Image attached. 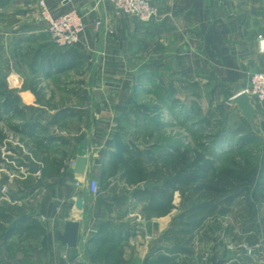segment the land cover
<instances>
[{
	"label": "crops",
	"instance_id": "0c3cea01",
	"mask_svg": "<svg viewBox=\"0 0 264 264\" xmlns=\"http://www.w3.org/2000/svg\"><path fill=\"white\" fill-rule=\"evenodd\" d=\"M232 1L155 0L158 14L152 20L142 22L118 12L109 2L46 0L54 15L72 9L83 15L85 30L74 46L83 57L80 63L73 66L88 67L85 77L88 84L80 93L85 99L82 105L70 102L46 109L53 115L61 109H70L65 117L56 120L52 117L50 126L53 128L52 125H55L54 132L48 133L45 125L33 135L28 134L31 137L29 140L40 146L36 145L38 151L50 154V158L44 160L30 153L24 162L13 165L20 169L22 179L32 174L36 178L34 184L15 186L17 175L13 168L11 171L0 168V174L6 178V182L1 181L4 188L0 191V264H88L83 254L95 253V236L101 230H113L117 234L120 252L117 259L99 264H160L163 261L160 257L171 256L166 232L180 212L181 198L177 197L171 209L159 214L145 210V201L135 194L150 178L139 185L140 182L129 183L117 173L110 175L107 183L103 181L107 175L104 170L110 168L119 141L127 142L131 147L138 145L128 139L121 123L123 115L133 109L129 104L137 89L133 86L132 69L127 60L143 57L148 51V65L151 67L148 77L160 92L158 87H165L162 94L168 102L181 97L180 92L185 96L189 94L191 84L211 79L218 81L219 89H223L224 84L225 94L231 90L229 99H232L247 86L242 83L249 80L248 75L254 68L264 70V49L259 44V37L264 39V10L259 13L260 16L254 15L252 10L233 11ZM38 3L39 0H0V14L7 12L26 20L15 27L7 25L2 29L11 34V43L17 41H14L15 38L26 41L28 34H41L39 30L43 27L29 23L31 18L38 16ZM253 16L261 19V26L258 27L261 32L253 30ZM98 17L102 19L101 26L96 25ZM255 24L260 22L256 20ZM18 33L21 36H17ZM38 39L42 42L46 37L39 36ZM38 45L36 49L46 46ZM57 50L59 54L53 58L55 64L60 62L62 55V51ZM42 70L48 73L46 66H42ZM119 72L125 75L117 77ZM19 77L15 73L9 75L8 86L14 88ZM75 83L76 80H73L74 97L78 95ZM21 92L23 104H34L36 98L32 91ZM233 106L237 105L233 103ZM183 107L181 105L180 109ZM184 111L189 113L193 110L190 107L184 108ZM63 119L67 121L65 127L60 125ZM74 120L80 121L75 127ZM117 133L120 140H117ZM155 143L151 142L148 146L152 147ZM81 155L87 157L88 171H70L69 167ZM123 157L127 158L128 154ZM9 160L7 158L13 164L17 161L15 157ZM29 163L36 165L38 172H34ZM93 179L100 184V191L96 194L90 191ZM78 197L83 198L81 209L76 206ZM68 219L77 220L80 224L75 247L61 242ZM251 231L252 227L247 225L243 231V234L246 232V239L251 238ZM248 244V240L242 243ZM253 249L256 251V248ZM235 250L236 253L232 251L228 261L222 259L223 264L238 259L241 251ZM253 252L247 262L256 259ZM180 256L188 258L189 254L181 253ZM92 261H95L94 264L98 262Z\"/></svg>",
	"mask_w": 264,
	"mask_h": 264
},
{
	"label": "rangeland",
	"instance_id": "374dc122",
	"mask_svg": "<svg viewBox=\"0 0 264 264\" xmlns=\"http://www.w3.org/2000/svg\"><path fill=\"white\" fill-rule=\"evenodd\" d=\"M232 7L233 11L235 9L239 12L252 10L254 15L260 16L259 13L264 10V0H233ZM24 20L15 15L11 16L7 12L0 14V76L6 81L13 73L20 76L19 82H15L14 88L8 86V90L14 89V95L19 96L18 101L21 106L28 105L23 104L20 96L22 90L32 91L36 98L33 100L34 104H29L32 109L26 108L24 113H18L15 110L5 113L3 103L7 90L0 93V168H5L8 171L12 170L11 167L13 168L17 175L15 186L25 184L30 186L36 182V178L31 174L28 178L22 179L20 169L13 165L17 166L21 161L24 162L30 153H33L38 159L48 160L50 158V154L46 155L44 151H38L37 142L29 140V138L31 139L28 136L30 128H25L26 121L28 119L31 122L40 121V125L47 126L48 133L54 132L55 125H52L53 128L50 126L53 123L51 122L53 114H50L46 109L57 108L70 102L82 105L85 99L80 93L87 83L85 77L87 76L86 68H88L85 65L74 68L72 64H67L58 70L44 72L41 66L43 57L54 54L57 49L62 51L65 48L55 44L47 24L39 20V9L37 18H31L29 23L32 26L43 27L39 30L41 34H28V41L27 39L18 41L15 38L14 41H17L12 44L11 34H7L2 29L7 25L8 27L20 25ZM256 20L260 24H255ZM252 21L253 30L258 29L261 32V29L258 28L261 26V19L256 16L252 18ZM17 36H21V34L18 33ZM39 36H45L46 40L39 41ZM38 42L46 46L36 49L39 46ZM259 44L264 49V39L259 37ZM148 57L149 53L146 51L143 57L136 59L131 57L127 60L132 69L130 76L135 83L133 86L137 89H135L131 104H129L133 109L123 115L121 123L128 134H126L128 139H132L131 142L138 144L133 147L143 151L149 147L148 144L151 142H156L158 145L174 143L181 145L185 151L188 150L191 154V161L193 158H199L198 164H213L215 168L207 173L209 176H213L215 173V176L228 175L231 173V169H237L239 165L246 166L247 161L252 162L253 165L264 166V101L259 102L253 98L256 109L259 110V112L257 110L256 120L253 124L247 122L240 114L239 106H233L232 99H229V94H232L231 90H227L228 93L225 94L223 92L224 84L221 83L223 89H219V83L214 79L200 82L201 84H191L189 94L185 96L183 92H180L181 97L168 102L166 96L162 94L165 87L159 86L160 92L155 88L156 84L153 80L148 77V74L151 73L149 72L151 67L148 65L150 62ZM84 61H86L85 58ZM142 71L146 73L140 74ZM258 71L264 70L254 68L253 72L248 75L249 80L242 84L250 85L252 74ZM120 75L124 76L125 73H117V77ZM73 80H76L75 86L78 87L77 97L73 95ZM194 102H197V106L200 107V114H196L195 111L185 112L184 108L192 107ZM181 105L184 106L183 109H180ZM74 121L76 124L73 123V127L80 122L79 120ZM60 125L67 126V121L65 122L63 119ZM240 125L245 126V132H237ZM251 131L256 136L243 144L242 135H247ZM11 157L16 158L15 164L7 161V158L11 160ZM5 179L4 175L0 174V182H6ZM103 179L104 183H107L110 175H106ZM143 181L144 179L141 178L136 183L140 182L138 184L141 185ZM261 181L264 183V169L261 171ZM192 188L193 184L189 186L186 195H189ZM246 195L248 194H241L235 198L230 212L209 217L204 227L196 231L195 239L191 245L193 252H196L194 255L191 253L188 258L184 256L182 259L180 255L176 257L175 254H171L176 257L174 261H162L160 264H214L213 260L220 259L226 262L232 255V251L236 253L235 249L241 251L238 259L234 261L236 264H245L247 256L251 255L252 250L254 258L263 257L264 259V188L258 190L250 199H247ZM177 197L181 198L178 207L181 210L183 196L179 190L174 193L173 204ZM207 197L208 194H204V198ZM250 203H253L254 206ZM254 216L258 221L259 230L253 227L249 234L251 238L246 239V232L243 234V231L248 224L250 225ZM257 238L259 243L252 244V240ZM246 240L249 244L242 245ZM253 248H256V251ZM83 255L88 264H94L95 261L90 259L87 252H84ZM96 262L99 264L101 258Z\"/></svg>",
	"mask_w": 264,
	"mask_h": 264
},
{
	"label": "trees",
	"instance_id": "16d2710c",
	"mask_svg": "<svg viewBox=\"0 0 264 264\" xmlns=\"http://www.w3.org/2000/svg\"><path fill=\"white\" fill-rule=\"evenodd\" d=\"M59 54L58 50L54 54L43 57L41 66H46L47 72L58 70L67 64H78L81 62L83 55L76 48L68 47L62 50L61 60L56 64L53 58ZM45 61V62H44ZM45 63V65H44ZM7 90V92H6ZM6 92L4 99V112L15 110L18 113H24L26 108L32 109L30 105L21 106L19 96L14 95V91L8 90L7 81L0 76V93ZM192 110L196 114H200L201 109L194 102ZM69 108H64L56 112L54 120L65 117ZM74 113V109H73ZM30 120V119H28ZM26 121L25 128H30L28 134L33 135L40 127V121ZM245 126L240 125L237 132H245ZM256 136L252 131L247 135H242V143L250 141ZM120 134L117 133V140H120ZM117 147V154H113L111 166L104 170L107 175L120 173L121 178H125L129 183H136L141 178L146 180L150 178L153 181H162L160 186L153 188L140 187L135 191L139 199L145 201V210L154 211L156 213H165L171 209L174 193L179 190L182 193L183 200L181 202V210L173 219L166 236L170 241L169 252L171 254L180 255L181 253H193L192 242L195 239L196 231L204 227L209 217L216 215H224L232 209V202L241 194L246 195L250 199L252 195L264 188L261 181V171L264 166L260 164L253 165L247 161V165H239L237 169L232 170L228 175H207L208 172L214 170L212 163L198 164L199 158H193L188 150H184L181 145L168 144L158 145L155 143L152 147L145 148L143 151L136 147H131L127 142H120ZM153 149H155L153 151ZM128 154L124 158V154ZM152 167V168H151ZM193 184V188L189 195L186 191ZM204 194H208L204 198ZM250 196V197H249ZM254 206L253 203H250ZM252 207V206H251ZM255 215V214H254ZM256 216V215H255ZM251 220L249 227H255L259 230L257 219ZM257 222V223H256ZM96 251L90 254L91 260L109 262L118 258L120 252L117 234L112 230L102 232L95 236ZM259 243V239L253 240L252 244ZM174 255L160 257L163 261L170 262L176 258ZM160 259V260H161ZM251 259V255L247 256Z\"/></svg>",
	"mask_w": 264,
	"mask_h": 264
},
{
	"label": "built area",
	"instance_id": "2783aa9c",
	"mask_svg": "<svg viewBox=\"0 0 264 264\" xmlns=\"http://www.w3.org/2000/svg\"><path fill=\"white\" fill-rule=\"evenodd\" d=\"M99 4L111 3L121 13L131 15L142 22H148L158 14L155 0H97ZM39 20L47 24L50 35L59 47L68 48L75 46L81 39L85 30L83 15L77 10H70L60 15H54L46 0H39ZM96 25H102L101 17L96 20ZM259 102L264 101V71L252 74L250 85L243 89ZM90 191L96 194L100 191L99 181H90ZM245 264H264L263 257H258Z\"/></svg>",
	"mask_w": 264,
	"mask_h": 264
},
{
	"label": "water",
	"instance_id": "95a60500",
	"mask_svg": "<svg viewBox=\"0 0 264 264\" xmlns=\"http://www.w3.org/2000/svg\"><path fill=\"white\" fill-rule=\"evenodd\" d=\"M111 84H114V83H111ZM232 101L234 105H237L240 107L242 116L245 119H247L249 123L253 124L257 116V110L253 102V97L247 91L242 90L233 96ZM86 164H87V157L84 155L78 156L75 164L73 166H70L69 170L75 173H86L88 171L86 169ZM29 167L34 172H38L39 170V168L33 163H29ZM161 184H162V181L155 182L150 179H147L146 181L143 182V187L153 188L156 186H160ZM3 188H4L3 182H0V191H2ZM76 206L80 209L83 208V198L82 197L77 198ZM79 227H80V224L77 220L68 219L65 222V227H64V231L61 237V242L64 245H68L70 247L77 246L78 237H79ZM213 263L223 264L224 261L222 259L218 261L213 260ZM78 264H82V263L79 262Z\"/></svg>",
	"mask_w": 264,
	"mask_h": 264
}]
</instances>
